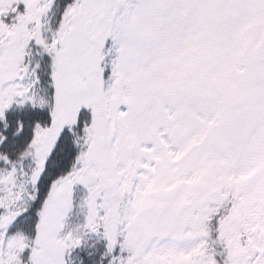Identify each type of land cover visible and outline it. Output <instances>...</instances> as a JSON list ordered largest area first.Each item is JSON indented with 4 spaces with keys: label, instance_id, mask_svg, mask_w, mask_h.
I'll return each instance as SVG.
<instances>
[{
    "label": "snow or ice",
    "instance_id": "snow-or-ice-1",
    "mask_svg": "<svg viewBox=\"0 0 264 264\" xmlns=\"http://www.w3.org/2000/svg\"><path fill=\"white\" fill-rule=\"evenodd\" d=\"M0 264H264V0H0Z\"/></svg>",
    "mask_w": 264,
    "mask_h": 264
}]
</instances>
